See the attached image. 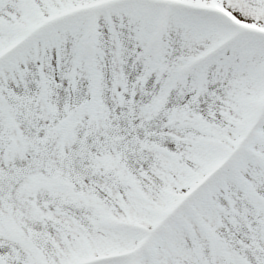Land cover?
I'll return each mask as SVG.
<instances>
[{
  "label": "snow or ice",
  "instance_id": "snow-or-ice-1",
  "mask_svg": "<svg viewBox=\"0 0 264 264\" xmlns=\"http://www.w3.org/2000/svg\"><path fill=\"white\" fill-rule=\"evenodd\" d=\"M0 264H264V0H0Z\"/></svg>",
  "mask_w": 264,
  "mask_h": 264
}]
</instances>
